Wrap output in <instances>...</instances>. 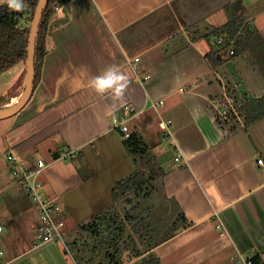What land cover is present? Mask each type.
<instances>
[{
  "label": "crops",
  "instance_id": "1",
  "mask_svg": "<svg viewBox=\"0 0 264 264\" xmlns=\"http://www.w3.org/2000/svg\"><path fill=\"white\" fill-rule=\"evenodd\" d=\"M232 2L264 38L263 0H50L41 71L26 102L0 117V264H141L151 257L162 264L250 257L264 264V116L246 123L241 109L264 96V44L228 55L231 43L219 37H228L222 27ZM33 18L27 11L21 26L31 32ZM215 51L219 63L208 60ZM137 56L138 74L150 75L144 83L129 65ZM110 65L129 78L121 100L88 87ZM9 81L13 89L0 109L22 99L27 60L0 73V92ZM158 100L164 104L153 107ZM127 104L144 109L128 121L132 139L112 121L128 113ZM224 109L233 121L223 119ZM160 120L172 121L170 135ZM72 149L77 155L63 159ZM10 152L24 165L47 162L39 178L61 207L69 250L37 244L38 210L13 174ZM120 167L151 172L152 192L137 197L130 228L115 224L124 229L115 231V252L102 258L91 236L101 214L107 229L110 207L87 221L79 208L105 204L96 186L112 194L126 179Z\"/></svg>",
  "mask_w": 264,
  "mask_h": 264
},
{
  "label": "trees",
  "instance_id": "2",
  "mask_svg": "<svg viewBox=\"0 0 264 264\" xmlns=\"http://www.w3.org/2000/svg\"><path fill=\"white\" fill-rule=\"evenodd\" d=\"M39 0H27V6H24V10L21 12L10 10L5 2L0 4V73L13 67L21 61L28 58V46L30 38V27L21 26V18L27 12L30 11L32 15L35 14ZM56 3V2H55ZM51 9L50 0L46 5L43 18L39 25L37 41H36V55H35V69L36 76L34 83L41 71L44 56L47 51V21L46 16ZM228 23H226L222 30H224L228 38L233 39L235 42V51L241 52L244 50H252L254 53L260 49V45L264 44L263 36L257 32L251 25H248L245 21V17L240 13V3L232 2L227 6ZM215 51L208 55V60L212 62L217 58L216 63H219L220 56ZM262 67V66H261ZM263 68V67H262ZM241 109L245 112L246 123H252L264 116V96L252 98L241 106ZM133 135L129 138L132 139ZM130 143V142H129ZM134 144L136 141L133 142ZM131 142V144L133 145ZM153 175L146 176L144 172H137L127 180H124L117 184L112 190V198L117 201L124 196L131 194H138L149 182L152 180ZM132 198L127 197V202L131 204ZM113 219V218H112ZM109 220V218H105ZM104 220V221H105ZM103 222V221H102ZM102 222L93 224V228L97 234L100 232L104 225ZM108 222V221H107ZM106 222V223H107ZM117 220H113L107 224L108 231L113 229V240L118 237L115 231H123V227L115 225ZM105 229V228H104ZM103 229V230H104ZM99 231V232H98ZM256 259V258H255ZM257 260V259H256ZM141 264H162L159 258L151 257L144 260Z\"/></svg>",
  "mask_w": 264,
  "mask_h": 264
},
{
  "label": "built area",
  "instance_id": "3",
  "mask_svg": "<svg viewBox=\"0 0 264 264\" xmlns=\"http://www.w3.org/2000/svg\"><path fill=\"white\" fill-rule=\"evenodd\" d=\"M264 1V0H263ZM219 41L222 43H231L228 48V55L235 53L234 40L226 36H220ZM140 57H135L134 60L129 61V65L135 72V79L140 83H144L150 75H139L138 71L140 68ZM163 100L154 101L153 107L163 105ZM124 110L127 114H123L121 117L118 115L113 116V126L119 128L123 131L126 138L132 136L130 131L128 121L137 114H140L144 109H139L135 105L127 104L124 106ZM229 110L224 109L221 112L223 119L232 120L229 115ZM233 121V120H232ZM160 127L165 130L166 135H170V126L172 124L171 120H160ZM77 155V150L72 149L66 151L63 155V159H70ZM8 161L11 164L13 174L17 179L19 185L29 194L32 201L38 210L39 221L36 228V240L37 244L42 245L52 242H60L66 246L67 232H66V222L60 217L61 207L59 203L50 197L44 187L42 180L39 178L41 172L47 167V162L44 159L38 160L37 164L34 166L24 165L17 155L13 152L8 153ZM183 157L182 153H178L175 159L179 160ZM264 164V162H262ZM4 229V226L0 223V232ZM238 264H263L261 261L254 258L241 259Z\"/></svg>",
  "mask_w": 264,
  "mask_h": 264
},
{
  "label": "rangeland",
  "instance_id": "4",
  "mask_svg": "<svg viewBox=\"0 0 264 264\" xmlns=\"http://www.w3.org/2000/svg\"><path fill=\"white\" fill-rule=\"evenodd\" d=\"M25 6L27 5V4H24ZM26 23H30V21L28 20ZM13 85V81H9V84H7L6 86H5V88H4V91L3 92H0V98L3 96V95H9L10 93H11V91H12V86ZM9 89V90H8ZM220 118H221V120H223L222 119V117L220 116ZM162 144H165V143H163L162 142ZM168 146V145H167ZM168 148H170V147H168ZM171 149V148H170ZM171 151H172V149H171ZM173 152V151H172ZM141 155V154H140ZM168 158H170L171 157V154H169L168 156H167ZM142 157H140V159H141ZM173 158H174V156H173ZM133 161H134V159H133ZM133 165H135L136 166V163H135V161L133 162ZM138 165V164H137ZM117 168H115L114 170H116ZM136 170H137V168H136ZM120 171H122V172H124V173H126L125 174V177H126V179H124V180H127L128 178H130L131 176H133V175H135L137 172H135L132 168L131 169H129V167H128V170L126 169V167H120ZM127 172H129V173H127ZM145 173V172H144ZM146 174V176L148 177V176H150L151 175V172H149V173H145ZM103 176H105V174L103 173L100 177L102 178V179H105ZM149 182L151 183V180H149ZM97 183H98V181H97ZM120 183V182H119ZM117 186V185H116ZM150 185L148 184V185H146L138 194H131V195H128V196H124V197H122L121 199H119V203L118 204H114V202H113V198H112V194L110 193V189L111 188H108V189H106V187H103V185L102 184H99L98 183V185L96 186L97 187V189L98 190H101L100 192L102 193V195H101V193L97 190V193H98V195L97 196H100V198H102V203H105V204H98L97 206L94 204V205H91L92 206V208H90L89 207V205L90 204H88L87 202H85V205H83L82 204V206H83V208H82V206L79 208V215H83L84 217H86V218H83V219H81L80 221H82V220H84V219H86V221H87V219H90V220H92V217L93 216H96L97 215V212H98V209L99 210H104V209H106L107 208V206L108 207H110L109 208V210H108V212H107V217L108 218H110L111 219V221L110 220H105V223L107 222V221H109V223H111L112 222V218H115L114 220H117V222L118 223H120V224H122V225H125V227L127 226L128 228H130L131 227V224L129 223V218H128V214H130V212L132 211V210H134L135 208H137V206L136 205H139L138 203H137V197L138 196H141L142 198H143V196H145V195H143V194H145L147 191H151L152 192V187L150 186ZM110 187V186H109ZM104 193V194H103ZM127 197L128 198H132L133 200V204H129V203H127ZM139 198V197H138ZM104 199H106V202H104ZM155 202H154V204L156 203V206L157 205H159L160 203V201L161 200H158V197H156L155 199ZM84 201V200H83ZM159 201V202H158ZM140 206L142 207V208H144V206L146 207V205H141L140 204ZM94 209V210H93ZM95 209H97V210H95ZM128 209V210H127ZM102 210V211H103ZM87 211H89V212H87ZM92 211V213H94V214H92L91 216H90V218H89V216H88V213H90ZM88 216V217H87ZM103 216V214H101L100 216H99V222H100V218ZM122 217V220L120 221V218ZM140 217V219H144V218H141V216H139ZM117 218V219H116ZM129 223V224H128ZM102 231V233L99 235V233L97 234V232H95V230L92 232V236H91V243L93 244V246L95 245L96 246V249H97V252H99L100 254L102 253V258H108L107 256L109 255L108 254V252H115V247L114 246H112L111 245V243H112V241H113V238H112V236H113V234H112V231L113 230H111V231H107V230H103V229H101L100 230V232ZM99 232V231H98ZM90 233H91V231H90ZM126 237H127V235H125ZM128 256L125 254V258H127Z\"/></svg>",
  "mask_w": 264,
  "mask_h": 264
},
{
  "label": "clouds",
  "instance_id": "5",
  "mask_svg": "<svg viewBox=\"0 0 264 264\" xmlns=\"http://www.w3.org/2000/svg\"><path fill=\"white\" fill-rule=\"evenodd\" d=\"M10 10H24V0H4ZM129 86L128 76L118 66L110 65L101 74L92 77L88 87L98 95H109L113 101L121 100Z\"/></svg>",
  "mask_w": 264,
  "mask_h": 264
},
{
  "label": "water",
  "instance_id": "6",
  "mask_svg": "<svg viewBox=\"0 0 264 264\" xmlns=\"http://www.w3.org/2000/svg\"><path fill=\"white\" fill-rule=\"evenodd\" d=\"M47 3L48 0H39L38 6L34 14L33 23L30 32V38H29L28 58H27V71L29 75V81L26 86L24 95L22 99L16 104L8 108L0 109V117L14 113L19 107H21L26 102V100L29 98L32 92L33 84L36 76L35 55H36L37 35H38L39 25L43 18V14Z\"/></svg>",
  "mask_w": 264,
  "mask_h": 264
}]
</instances>
